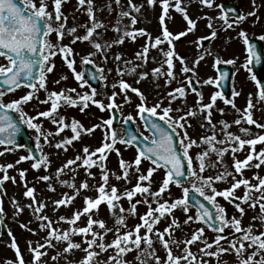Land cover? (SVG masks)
Here are the masks:
<instances>
[{
	"label": "snow or ice",
	"instance_id": "snow-or-ice-1",
	"mask_svg": "<svg viewBox=\"0 0 264 264\" xmlns=\"http://www.w3.org/2000/svg\"><path fill=\"white\" fill-rule=\"evenodd\" d=\"M148 4L155 7L157 2L161 7V15L159 17L162 27V35L153 38L145 29H136L137 23L136 15L133 12L140 13L143 5H138L134 0H128L127 10L121 4V0H115V4L120 9L118 19L112 30L120 33V36L115 41L109 43L105 42L103 45L98 39H93L94 36L99 37L101 33L98 29H105L104 21L98 20L94 11V0H78L77 10L83 9L88 15V23L80 25L86 29V34L77 35L78 28L76 26L68 27V17L62 12V4L64 0H52L53 8L49 10L48 0H0V56L7 60L6 65H0V146H3V151H0V156L5 152H13L17 149L24 148L30 153L27 156H21L16 164L31 159L32 169L39 171L42 167L50 169L52 161L50 155L44 152L43 145H49L58 150L67 151L68 146L73 144V141L79 140L82 134H92L97 128L103 129V141L100 147L95 150L84 146L82 155H77L74 159L67 160L63 165L55 171L56 181L65 187L72 189V194L64 193L62 198L53 201V211H57L60 206H69L73 203L81 190H95L98 195L96 197H84L85 206L82 210H77L71 217L60 216L57 220L51 219L44 215L47 208V203L38 201L36 198V189L27 186L26 172L21 169L19 176L24 183L26 191L25 197L31 198L32 203L27 207L33 213V216L40 221V229L47 233L44 242L31 241L28 243V251L32 254V264H47L43 257L47 256L48 249L56 248L58 243H64L66 246L62 251L57 250L56 254L50 257L54 262L59 261L62 257L67 260L66 254H72L74 250H82L85 255L78 262L73 264H130L125 259L127 253L136 250L137 256L135 260L138 264H148L149 260H155V264H209V261L204 257H215L217 264H221V255L224 253H234L237 264H264V231L255 232L254 228L264 227V177L258 173H254L251 179L257 181L253 184L249 178L244 177V170L255 167L259 169L264 165V147L257 151V144L264 145V131L253 134L251 128L242 127L241 125H255L258 129L264 130V123H259L253 118L252 109L254 104L252 101V94H249L247 106L244 109H239L235 103L234 98L230 99L224 95L222 91H216L211 97L210 102L203 103V94L193 86V77L188 73L195 74L196 67L208 55H213L211 50L207 48L204 41H211L217 36V31H210L209 36L198 37L193 43L202 52L197 56L193 62V66L189 67L184 57L179 56L175 52L174 40H180L181 37L187 36L194 32L197 27V20L192 19L182 6L183 0H147ZM199 3L205 7L213 8L214 6L220 9L217 17L205 16L208 20L207 27L213 29V20H220L223 23V29H235L247 19V16H256V4L253 0V11L247 15L240 14L230 18L229 11L224 5H216L215 0H199ZM108 9L112 11V3L109 0ZM173 9L178 13L183 14V19L186 21L188 27L176 34L171 32L167 27L165 20L169 17V10ZM103 9H101L102 11ZM235 12V10H232ZM128 17L131 21L130 25H123V18ZM56 34V42L54 43L50 36ZM72 37L69 44H64L63 40L66 37ZM146 37V42L142 46V51L136 53V58L143 64L148 61V54L150 48H158L163 57L159 66L152 69V75L159 79L161 76L165 78L166 84H171L177 79L175 73L174 58L181 63V75L184 76V82L181 86L171 90L167 93L169 101L168 106H163V99L158 100L154 105L149 106L147 97L137 88H133L122 77L125 74H132L140 65L133 64L132 61L124 59L122 54H116L112 57L116 62V71L121 77L118 83L111 85L113 92L106 96L109 101L105 104L102 100H97L96 96L99 94L97 89L93 87L85 76V72L77 71L75 65L76 60L73 54L74 50L71 45L76 42H88L93 51L87 53L82 58V63L85 65H94L95 57L98 54L102 55L105 61L109 59L106 54L113 46L123 44L125 39H130L135 42L137 37ZM238 37L243 40L246 45L248 56L243 65L245 70L251 75V79L255 82L258 89L259 100L264 101V76L258 77L257 73L253 71L252 65H261V53L256 50L255 45L250 41L249 34L246 30L241 29ZM260 41H264V35L258 37ZM164 43L168 44V50L165 51L160 46ZM60 56L71 70L74 78L79 82L80 88H89L90 92L83 94L77 92V88L60 89L59 91H49L48 76L56 67L55 57ZM155 61V57L152 58ZM123 67H120V64ZM221 63L218 57L215 58V65ZM227 64H234V60L225 61ZM165 66L167 71H164ZM264 66V65H262ZM111 71V70H110ZM219 71V68H217ZM99 75L96 72L91 73V80L106 81L107 77L103 75L104 69L98 68ZM147 72L139 73L140 79L148 77ZM67 76H61L55 83L59 85L61 80H67ZM228 79V74L221 72L218 78L209 77L203 81L197 79L195 84L216 85L220 88L221 81ZM139 79L137 83H139ZM22 87L30 89L26 94L14 99L10 102H4L3 98L9 94L14 93ZM107 87V84H105ZM119 87L120 93L115 89ZM188 89L196 93L198 96L197 103L199 104V114L204 116V122L201 127L211 132V135H204L199 139H194L188 132L191 123L188 117L197 115V109L190 108L184 111L183 108L175 109L176 112L182 113L179 116H173L174 109L171 104L177 99H186ZM44 90L47 94L46 99L41 100L40 103L49 104L50 108L46 111H40L35 116L29 115L24 110L27 105L34 98L39 100L38 93ZM128 90L136 93L139 96L140 103L137 105V116L140 121L144 122V127L151 133L149 137H142L141 135L130 132L125 128L124 135H118L116 129L113 127L116 119L115 112L112 111L109 118L102 121V124L93 125L91 128H84L82 124L74 118L71 123H66L65 117L59 116L58 112L62 105L67 106H81V111L89 107V104L96 105L101 111L119 110L122 105L116 103L119 95L124 96V103H130V98L127 95ZM73 94H76L75 96ZM240 95L239 92H234L233 97ZM222 98L224 104L230 105L232 109L236 110L238 117L231 123L227 120L219 121L220 134L222 139L218 138L216 132V123L212 120V109L216 105L217 99ZM223 116L224 109H219ZM16 114V115H13ZM41 117L50 118L51 122L57 126L56 132L46 131L43 125L37 121ZM136 117L129 115L123 120L127 125L130 121L135 120ZM234 125L239 127V132L243 136L253 137L250 139L242 138L241 135L233 133L229 129ZM21 125L34 130L35 132V147L39 150L40 155L37 157L31 148L25 143H18V135L22 131ZM66 128H70L73 135L66 139H61L53 143V137L58 136ZM43 141V144L41 143ZM123 144L126 147L135 146L137 155L132 162H126L120 159V167L122 175H117L116 179H124L128 181L130 171L134 168L138 175V182L132 189H125L120 193L118 188L114 185H109V171L106 166L108 153L119 149L115 146ZM220 145L221 147H217ZM249 150L243 160L238 159L236 154L244 151L245 146ZM207 146V147H205ZM194 149H201L199 152H194ZM231 153L233 157V168L235 172L227 170V166L223 164V157L225 154ZM99 154V155H98ZM210 154H215L216 159L211 160ZM150 162L151 167L146 174L141 173L140 165L142 161ZM257 161L255 164L251 162ZM79 162V163H77ZM75 166V167H74ZM221 167V171L216 172L215 175H205L208 169H216ZM12 163L0 164V190L3 184L12 180L16 182L15 176L8 175V169L14 168ZM83 167L86 175L95 179V174L91 172L94 167L100 168L101 183L98 185H90L88 179H84L79 186L75 182V176L78 169ZM164 170V177L159 188L153 191L151 188L153 173L157 169ZM66 172L71 173L72 178L61 179ZM239 175L241 178L237 179ZM232 177L230 187L223 190H218L216 184L221 181H227L228 177ZM41 181H50L53 179L52 175H42L39 177ZM147 182V185L144 184ZM172 186L181 189V196L172 198L170 189ZM50 191H56L55 185L49 184ZM243 187V196H236V190ZM168 194V199H163L165 194ZM192 193L196 195L193 196ZM259 193V195H257ZM137 195L142 197V200L133 202V198ZM151 197V199H149ZM222 197L224 200L232 203L235 209L240 214V218L232 216L229 218L226 209L217 200ZM126 198L130 202V208L125 209L119 202ZM163 200V202H161ZM143 202L148 206V211L140 217V223L134 226V229L121 231L127 228L125 213L135 214L137 204ZM207 202V203H206ZM15 205V213L18 216L24 211V208L19 205V202L13 200ZM157 206L152 208V204ZM101 204H106L111 214L115 217V238L110 243H105V236L112 229L108 228L103 219H95V211H98ZM211 205L209 207L208 205ZM242 204H247L249 208L255 209L259 206V215L253 216V222L259 221V225L251 223L248 226H242V217L245 214V208ZM180 209L186 216L185 224L190 222L201 223L208 229L218 233L219 235L212 242L203 239L205 227L198 228L191 235L190 239L176 240L173 238V226L178 227L177 220L172 217L174 210ZM5 209L3 207V199L0 198V224H3V214ZM194 212V214H192ZM87 216L85 226H78V222L82 217ZM172 217L171 224L164 230H159L155 226L160 223L162 219ZM61 223H67L70 227L68 229H61L58 227ZM21 227L27 231H31L33 235L36 234L35 229L28 227V224H21ZM99 229V230H97ZM144 230L141 234V230ZM231 229V232L225 235V230ZM103 230V231H100ZM80 235L83 238L81 242L74 241L73 237ZM11 237V248L16 254L15 261H5V264H27L21 252L19 244L15 236L9 230ZM155 236L161 243L166 252V257L161 258L157 255L156 249L153 247ZM91 237V238H89ZM165 237H168L167 239ZM201 241L203 247L199 249V256L197 253L191 251V245ZM221 241H227V246H223ZM142 242L145 247L141 248ZM180 244L184 245L182 254L176 255L173 252L172 245L177 247ZM86 245V246H83ZM213 248L215 250L213 251ZM113 250L106 260L101 261L102 253Z\"/></svg>",
	"mask_w": 264,
	"mask_h": 264
},
{
	"label": "rangeland",
	"instance_id": "rangeland-1",
	"mask_svg": "<svg viewBox=\"0 0 264 264\" xmlns=\"http://www.w3.org/2000/svg\"><path fill=\"white\" fill-rule=\"evenodd\" d=\"M225 0H215L216 5H221ZM233 3L239 5L241 9V14L247 15L249 12L253 11V0H229ZM134 2L138 5H143L140 13L133 12V15L137 17V23L135 25L136 29H145L153 38L162 35V27L160 24L159 17L161 15V7L159 2H157L156 6L153 7L148 4L147 0H134ZM49 10H52L53 4L52 0H48ZM109 0H94V11L96 18L98 20H102L105 23L107 31L105 29H98L101 33L99 37L94 36L93 39H98L99 42L103 45L105 42H113L119 38L120 33H117L112 30V26L115 25L118 19V13L120 9L115 4V0H111L112 3V11H110L107 7ZM128 0H121V4L124 6V9L127 10ZM256 4V16H247V19L242 22L239 27L235 29H223V23L220 20H213V29H209L207 27L208 20L205 19V16L209 17H217L220 13V9L216 8H208L199 3V0H183L182 6L186 7L188 15L197 20V27L194 32L189 33L187 36L181 37L180 40H174L173 43L175 45V52L179 54V56L184 57L186 59V63L189 67L193 66L194 60L197 56L202 52V49H198L196 44L193 43L197 40L198 37L209 36L210 31L216 30L217 36L211 41H204V44L207 48L211 50L213 55H208L202 60L198 67L195 69V74L188 73L189 76L193 77V85L197 79L203 81L209 77L217 78V65H215V58L218 57L221 63H225L228 60H234V64H228L233 70V78L231 82V91L228 98H234L235 103L239 109H244L247 106V102L249 99V94H252V101L254 104V108L252 109L253 118L256 119L259 123H264V101L259 100L258 97V89L255 85V82L251 79V75L245 70L243 65L246 62V58L248 53L246 51V45L243 43V40L238 37V33L241 29H244L249 34L251 38H258L260 35H264V0H255ZM78 0H64L62 4V12L65 16L68 17L67 25L68 27L76 26L78 28L77 35L86 34V29L84 27H80V25H84L88 23V15L84 12L83 9L77 10ZM101 9H103L101 11ZM169 17L166 18L165 23L169 30L174 34L185 30L188 25L186 21L183 19V14L176 12L175 10H169ZM231 18V17H230ZM131 21L128 17L123 18V25H130ZM50 39L55 43L56 42V34L53 33L50 36ZM72 37L68 36L63 40L64 44H69ZM146 37H137L135 42L130 39H125L123 44L113 46L106 54L109 56L108 60L102 59V55L98 54L93 59L95 60L94 66L98 68H103V75L107 77L106 81L100 80V84L98 86H94L99 93L96 96L97 100H102L105 104L109 101L106 99V96L111 95L113 89L111 85L113 83H118L121 77L118 75L116 71L117 62L112 58L116 54H122L124 59L130 60L133 64L140 65L136 69L135 73L125 74L122 78L129 83L133 88L139 89L144 95L147 97V103L149 106L154 105L158 100L163 99V106H168L169 101L167 98V93L171 90L181 86V83L184 82V76L181 75V63L178 59L174 58L175 63V73L177 79L174 80L170 85L165 83V78L161 76L159 79L155 78L152 75V69L159 66L163 57L158 48H150L148 54V61L146 64H143L139 59L136 58V53L138 51H142V46L146 42ZM264 44V41H262ZM73 48L75 60H76V69L77 71H83L85 64H83L82 58L89 52L93 51V48L88 42H76L71 45ZM165 51L168 50V44L164 43L160 46ZM155 57V61L152 59ZM55 69L48 76V90H56L66 88H77V92L83 94L84 92H90V89L80 88L79 82H77L74 78L73 73L67 67L66 63L62 60V58L58 55L55 57ZM7 60L5 57L0 56V65H6ZM227 64V63H226ZM124 65L121 63L120 67ZM111 70V71H110ZM164 71H167V67L165 66ZM147 72L149 75L146 79H140L139 73ZM61 76H67V80H61V83L57 85L55 81L60 79ZM261 76H264V71ZM139 79V83L137 80ZM107 84V87H105ZM196 88L199 92L203 94V103L207 104L210 102V97L218 91L216 85H205L195 84ZM184 86L187 88L186 82H184ZM30 89L27 87H22L18 89L14 93L7 94L3 100L4 102H10L14 99L19 98L20 96L26 94ZM117 93L121 92V89L117 87L115 89ZM234 92H239L240 95L233 97ZM74 96L76 94H73ZM127 95L130 98V103H124V96L119 95L116 99V103L121 104L122 107L118 110L120 113V123L125 117L132 115L136 117L133 120L137 126L138 131L145 137H149V132L144 128L142 121L139 120L137 116V105L141 102L139 96L136 93L128 90ZM39 100L33 99L27 105L24 106V110L28 112L29 115L35 116L40 111H46L50 108L49 104L40 103L41 100L46 99L47 94L44 90H40L38 93ZM198 96L196 93L191 92L188 89V94L186 99H177L175 102L171 104V107L174 109L172 115L179 116L182 113L176 112L175 109L183 108L186 112L190 108L197 109V115L194 117H188V120L191 123V127L188 128V132L194 139H199V137L204 135H211V132L205 128L201 127V123L204 122V116L199 114V104L197 103ZM224 109L223 116L220 114L219 109ZM110 111H101L100 108L96 105L89 104V107L81 111V106H67L62 105L59 109L58 115L65 117L66 123H71L73 118L83 125L84 128H91L93 125L102 124V121L108 119L110 116ZM238 117V113L236 110L232 109L230 105H226L223 102L222 98H218L216 105L212 109V120L216 123V132L218 134V138L222 139V135L220 134V124L219 121L227 120L228 122L234 121ZM43 125V128L46 131L56 132L57 126L51 122L50 118L41 117L39 121H37ZM242 127H249L253 134L260 133L264 130L258 129L255 125H247L243 124ZM233 124V126L229 129L233 133L241 135L242 138L250 139L253 137L243 136L242 133L239 132V127ZM113 127L116 129L118 135L123 136L124 131L121 127V124ZM32 130V129H31ZM33 135V143L35 144V132L32 130ZM73 133L70 128H66L62 133L58 136H54L53 143L60 141L61 139H66L71 137ZM103 141V129L97 128L92 134H82L79 140L73 141V144L68 146L67 151L59 150V154H57L58 150L49 145L44 146V152L50 155V159L52 161L50 169H44L43 167L37 171L32 169L31 164L33 161L31 159L22 161L19 164H16V161L20 159L21 156L29 155L28 151L25 149H17L13 152H5L3 156H0V164H8L12 163L15 165L14 168L8 169L9 176H15L16 182L13 183L12 180L6 181L2 190H0V198L3 199V207L5 212L3 214L5 222L7 223L8 229L15 236L21 252L25 258L27 264H32V254L28 251V241L31 240L33 242L40 241L44 242V238L47 233L40 229V221L33 216L31 210L27 207L28 204L32 203L31 198L25 197L24 193L26 188L24 183L21 181L19 176V171L21 169L27 170L25 179L27 180L28 187H34L36 189V198L38 201H44L47 203V208L44 211V215L49 216L54 221L58 219L60 216L71 217L73 213L77 210H82L85 206L84 197H96L98 193L93 190H81L80 194L76 197L73 203L69 206H60L57 211H53V201L62 198L64 193L72 194V189L60 185L55 179V171L61 165H63L67 160L74 159L77 155H82V150L84 146H88L90 151L95 150L97 147L102 145ZM43 144V141H41ZM119 149V153L116 151H112L108 153V158L106 160V166L109 171V185H114L118 188L120 193H123L124 190L132 189L136 183L138 182V175L135 172L134 168L130 171V175L128 181L124 179H116L117 175H122V169L120 167V159L122 158L126 162H132L137 155V150L134 147H126L123 144H117L115 146ZM207 147V146H205ZM217 147H221L217 145ZM264 145L257 144L256 148L259 151ZM248 146H245V150L238 152L236 157L238 159L243 160L247 154ZM3 146H0V151H3ZM201 149H194V152H199ZM99 155V154H98ZM211 160H215V154H210ZM257 161L253 160L251 163L255 164ZM79 163V162H77ZM223 164L227 166V170L231 172H235L233 168V157L231 153L225 154L223 157ZM75 167V166H74ZM151 167L149 161L144 160L140 165L141 173L146 174L147 170ZM221 167L217 166L216 169H208L205 172V175H215L216 172L221 171ZM91 172L95 174V179L86 175L85 169L80 167L75 176V182L77 186L84 180L88 179L90 185H98L101 183L100 179V168L94 167L91 169ZM254 173H258L261 177H264V165H262L259 169L252 167L244 170V177L249 178L253 184L257 183L256 180L251 179ZM52 175L53 179L50 181H41L39 179L42 175ZM3 173L0 172V176ZM164 177V170L157 169L153 173L152 177V185L151 188L153 191H156L161 181ZM71 173L66 172L65 175L61 177V179H71ZM237 179L241 178L239 175L236 176ZM232 183V177L229 176L227 181H221L216 184L218 190H223L225 188L230 187ZM49 184L55 185L56 191L49 190ZM147 185V182H144ZM170 194L172 198H177L181 196V189L176 186H172L170 189ZM244 188L241 187L236 190V196H243ZM259 195V193H257ZM168 194L166 193L163 199H168ZM19 202V205L24 208V211L18 216L15 213V205L13 200ZM151 199V197H149ZM136 200H142V197L137 195L133 198V202ZM217 200L221 205L226 209L227 216L231 218L232 216H236L240 218V214L235 209L234 205L222 197H218ZM163 202V200L161 201ZM119 204H121L125 209L130 208V202L124 198ZM157 205L155 203L152 204V208H155ZM242 207L245 208V214L242 217V226H248L251 223H255L259 225V221L253 222L252 217L259 215L260 209L257 206L255 209L249 208L247 204H242ZM148 211V206L143 202L137 204V210L135 214L125 213L126 230L134 229V226L140 223V217L143 216ZM194 214V212L192 213ZM172 217L177 220L178 227L173 226V238L176 240H186L190 239L193 232H195L200 227H205L201 223L190 222L185 224L184 221L186 219L185 214L180 210H174ZM172 217L162 219L158 225L155 227L159 230H164L166 227L171 224ZM95 219H103L106 222L108 228L112 229L111 232H108L105 236V243H110L113 241V230L116 229L115 217L111 214L109 207L106 204H101L98 211H95L94 217ZM88 217H82L81 221L78 222V226H85ZM28 224V227L36 230V234L33 235L31 231H27L21 227V224ZM61 229H68L70 226L67 223H61L58 225ZM99 230V229H97ZM103 231V230H100ZM255 232L264 231V227L254 228ZM144 230H141V234H143ZM231 232V229L225 230V235ZM218 233L211 231L207 227H205V233L203 239H206L208 242H212ZM91 238V237H89ZM154 240L153 247L156 249V253L159 257L165 258L166 252L162 247L160 241L153 236ZM166 239L168 237H165ZM74 241L81 242L83 244V238L80 235H76L73 237ZM223 246H227V241H221ZM11 237L9 233L7 236L0 235V264H5V261L16 260V254L14 250L11 248ZM66 246L64 243H58L56 248L48 249L47 256L43 257L47 264H73V262H78L81 260L85 253L82 250H74L72 254H66L67 260L63 257L59 261H52L50 257L56 254L57 250L62 251ZM86 246V245H83ZM145 247L142 242L141 248ZM191 251L197 253L199 256V249L203 247V243L201 241H197L193 245L190 246ZM173 252L176 255L182 254V250L184 248L183 244H180L179 247L172 245ZM215 248H213V251ZM113 254V250L109 249L108 252L102 253L100 256V260H106L107 257ZM137 256V251L133 250L125 256V259L130 262V264H138L135 260ZM204 259L209 261V264H217L215 257H204ZM221 264H237V260L234 253H224L221 255ZM148 264H155V260H149Z\"/></svg>",
	"mask_w": 264,
	"mask_h": 264
},
{
	"label": "water",
	"instance_id": "water-1",
	"mask_svg": "<svg viewBox=\"0 0 264 264\" xmlns=\"http://www.w3.org/2000/svg\"><path fill=\"white\" fill-rule=\"evenodd\" d=\"M226 9L232 15H236V13L232 11L233 9H232V7L230 5H226ZM252 44L255 45L256 50L258 52H260V50H261L260 44L258 42H255V43H252ZM261 60H263L262 54H261ZM256 66L258 67L259 70L261 69L260 65H256ZM85 70H86L87 79L89 80L90 84H97L98 83V79L97 80H91V73L95 72L94 69H92L90 66H88V67H86ZM221 72H225V73L228 74V79H226L224 81H221V84H220V88L224 92H226L227 91V87H228V83H229V78H230V70L225 68L224 66H222V67L219 68V73L221 74ZM113 111L115 112V115H116L115 122H117L118 114H117V112L115 110H113ZM21 128H22V131L18 135V143L22 142V143L27 144L29 146V148H31L33 150V153L38 157L35 148L30 143V138L27 135V131H26L27 129L24 127V125H21ZM125 128L130 130V132H132V133L138 134L131 121L127 125L124 124V129ZM192 195L195 196L196 194L192 193ZM1 226H2V234H6L7 233L6 226L4 224H1Z\"/></svg>",
	"mask_w": 264,
	"mask_h": 264
}]
</instances>
